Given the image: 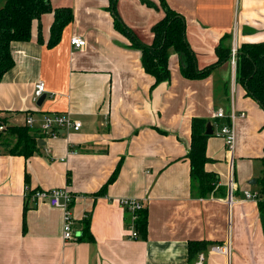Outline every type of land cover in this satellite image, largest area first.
Returning a JSON list of instances; mask_svg holds the SVG:
<instances>
[{
	"label": "crops",
	"instance_id": "0c3cea01",
	"mask_svg": "<svg viewBox=\"0 0 264 264\" xmlns=\"http://www.w3.org/2000/svg\"><path fill=\"white\" fill-rule=\"evenodd\" d=\"M2 1V0H0ZM156 1V0H151ZM184 15L186 37L199 68L219 59V46L264 42V0H167ZM54 9L71 7L72 22L49 46L54 11L33 20L29 41H13L15 66L0 82V117L25 123L27 113L64 112L82 122L79 130L43 137L30 157L0 146V264H195L191 241H209L203 264H264V232L258 191L264 156V109L247 96L230 58L200 79L181 73L179 55L170 50L171 80L154 86L142 65V51L130 47L109 10L111 0H51ZM117 9L145 44L164 12L141 0H117ZM73 36L86 40L82 48ZM41 37V40H40ZM230 50V51H231ZM46 83L41 105L35 85ZM234 110L233 154L223 137L211 136L206 170L219 182L206 197L191 180L187 154L192 121L213 129ZM223 138V139H222ZM250 139L255 146H246ZM225 140V139H224ZM117 170L115 179L102 190ZM70 177V180H68ZM231 182L237 188L230 203ZM67 189L76 240L64 238L65 210L26 199V189ZM144 199L146 234L132 238L122 199ZM88 230L86 233V225ZM229 242L230 255L212 253V244Z\"/></svg>",
	"mask_w": 264,
	"mask_h": 264
},
{
	"label": "trees",
	"instance_id": "16d2710c",
	"mask_svg": "<svg viewBox=\"0 0 264 264\" xmlns=\"http://www.w3.org/2000/svg\"><path fill=\"white\" fill-rule=\"evenodd\" d=\"M141 1L150 7H161L164 11V16L152 27L154 33L152 44L143 43L136 32L123 21L117 9V0H111L109 10L113 13L116 29L130 40V47L142 51V65L147 73L154 76V86L171 80L172 73L169 67L171 49L179 55L181 73L188 79L206 77L213 68L230 58L231 49L219 46L218 61L210 67L199 68L196 54L186 37L184 15L173 9L167 0H159V4L151 0ZM52 11H54L55 20L49 46L59 42L64 27L72 22L74 12L71 7L54 9L51 0H7L5 5L0 7V82L4 75L15 66L11 43L29 41L32 37L33 20L40 19L44 13ZM236 69L237 80L245 87L247 96L253 98L264 109V42L243 43L238 50ZM0 124L7 126L6 130L0 133V146L4 147L8 153L28 158L40 152V139L29 127L12 124L8 117H0ZM207 124L206 119H193L191 147L187 154L191 165L192 183L202 197L210 194L219 182L217 174L207 171L205 167L210 160L206 153L207 142L214 135V133L212 135L206 133ZM260 161L261 170L257 178L258 204L264 232V156L260 158ZM116 174L117 170L98 194L104 192L106 186L115 179ZM31 193L29 192L30 195ZM88 225L85 228L86 233ZM147 227L148 215L145 208L139 212L138 232L146 234ZM209 244L210 242L206 240L191 241L190 254L195 255L205 250Z\"/></svg>",
	"mask_w": 264,
	"mask_h": 264
},
{
	"label": "built area",
	"instance_id": "2783aa9c",
	"mask_svg": "<svg viewBox=\"0 0 264 264\" xmlns=\"http://www.w3.org/2000/svg\"><path fill=\"white\" fill-rule=\"evenodd\" d=\"M71 44L75 48H82L86 45V40L80 36H73L71 38ZM239 47L235 43L231 50V62L234 66L237 63V54ZM46 92V83L40 80L35 85L34 99L39 100L42 95ZM245 113H236L234 110L227 117L222 109H219L216 113L217 118H224L225 121L219 123L218 127L214 129V134L223 137L226 141L227 150L233 154L236 145V130L235 123L236 119L240 116H244ZM25 126L32 130H35L39 135L43 137H56L61 134V130H79L82 128V122L79 120H74L68 113L64 112H50L43 113L41 116L36 115L34 112H29L25 118ZM7 126L5 124H0V133L5 131ZM235 183L231 182V196L230 203L234 202L233 194L236 191ZM29 192H32L31 195ZM244 196L246 199H259L258 191L246 190L244 191ZM26 198L31 200L35 204L38 201H43L51 204L54 207H59L65 210V223H64V238L66 240H76L78 237L73 229V218L71 215V207L74 201V195L67 189H26ZM121 204L126 208L129 213V221L127 223L128 229L131 231V237L136 238L139 235L137 229V220L139 219V212L146 208V201L144 199H122ZM231 244L225 242L223 244H213L211 245L210 251L212 253H222L225 255H230ZM205 260V253L199 252L197 254V259L195 264H203Z\"/></svg>",
	"mask_w": 264,
	"mask_h": 264
},
{
	"label": "water",
	"instance_id": "95a60500",
	"mask_svg": "<svg viewBox=\"0 0 264 264\" xmlns=\"http://www.w3.org/2000/svg\"><path fill=\"white\" fill-rule=\"evenodd\" d=\"M44 99H45V95H42V97L38 101V105H41L43 103ZM206 133L209 135H212L214 133L213 125L211 122H208V124H207ZM44 144H45L44 140L40 139L39 145H44ZM256 183H257V178H255L251 181V184H256Z\"/></svg>",
	"mask_w": 264,
	"mask_h": 264
},
{
	"label": "rangeland",
	"instance_id": "374dc122",
	"mask_svg": "<svg viewBox=\"0 0 264 264\" xmlns=\"http://www.w3.org/2000/svg\"><path fill=\"white\" fill-rule=\"evenodd\" d=\"M6 1H7V0H2V1H0V7L4 6L5 3H6ZM155 3L159 4V0H156ZM153 8H154L155 10H161V11H163L161 7H160V8L153 7ZM163 12H164V11H163ZM214 137L216 138V137H220V136H217V135L214 134ZM220 138H221V137H220ZM222 139H223V138H222ZM223 141L226 143V141H225L224 139H223ZM245 142L247 143L246 146L251 147V146H255L254 144H255V143H258V140H257V139H256V140L250 139V140L245 141ZM5 150H6V149H5Z\"/></svg>",
	"mask_w": 264,
	"mask_h": 264
}]
</instances>
